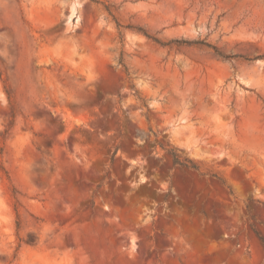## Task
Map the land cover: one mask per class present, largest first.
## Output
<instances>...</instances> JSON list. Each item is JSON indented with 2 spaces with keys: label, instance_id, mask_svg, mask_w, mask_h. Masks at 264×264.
<instances>
[{
  "label": "rangeland",
  "instance_id": "rangeland-1",
  "mask_svg": "<svg viewBox=\"0 0 264 264\" xmlns=\"http://www.w3.org/2000/svg\"><path fill=\"white\" fill-rule=\"evenodd\" d=\"M258 236L264 0H0V264H264Z\"/></svg>",
  "mask_w": 264,
  "mask_h": 264
},
{
  "label": "trees",
  "instance_id": "trees-1",
  "mask_svg": "<svg viewBox=\"0 0 264 264\" xmlns=\"http://www.w3.org/2000/svg\"><path fill=\"white\" fill-rule=\"evenodd\" d=\"M171 153V157H172V160H173V163L174 164H177L179 166H182V167H188V168H193V169H196V165L194 163H192L191 161L187 160V159H181L176 153L170 151ZM115 152H113V154L111 155V159L113 158ZM220 180V179H219ZM222 183L223 181L220 180ZM263 247H264V238L261 237V236H258Z\"/></svg>",
  "mask_w": 264,
  "mask_h": 264
}]
</instances>
